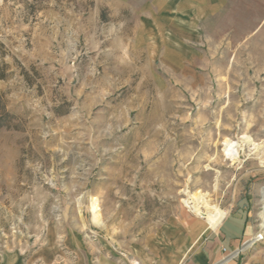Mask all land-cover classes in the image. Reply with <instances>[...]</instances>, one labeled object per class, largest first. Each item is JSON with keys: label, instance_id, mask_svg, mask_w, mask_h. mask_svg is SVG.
I'll list each match as a JSON object with an SVG mask.
<instances>
[{"label": "rangeland", "instance_id": "obj_1", "mask_svg": "<svg viewBox=\"0 0 264 264\" xmlns=\"http://www.w3.org/2000/svg\"><path fill=\"white\" fill-rule=\"evenodd\" d=\"M3 64L0 264H181L192 196L264 230V0H0Z\"/></svg>", "mask_w": 264, "mask_h": 264}, {"label": "crops", "instance_id": "obj_2", "mask_svg": "<svg viewBox=\"0 0 264 264\" xmlns=\"http://www.w3.org/2000/svg\"><path fill=\"white\" fill-rule=\"evenodd\" d=\"M210 230L200 246L181 264H264V230L255 224L247 211L226 214L219 225ZM259 232L263 233L262 241L252 247L245 246ZM237 251V255H232Z\"/></svg>", "mask_w": 264, "mask_h": 264}, {"label": "bare ground", "instance_id": "obj_3", "mask_svg": "<svg viewBox=\"0 0 264 264\" xmlns=\"http://www.w3.org/2000/svg\"><path fill=\"white\" fill-rule=\"evenodd\" d=\"M225 149L230 154L231 159L234 161L237 158L236 149H234L229 140L224 142ZM237 146V144H235ZM261 197L264 205V188L261 191ZM188 199V198H187ZM191 200H185L186 207L190 209V212L199 216L201 218H205L206 224L209 229L216 228L219 223L224 219L226 216V212L222 211L218 208L217 205H212L208 202L205 195L200 197H191ZM184 204V205H185ZM93 221L99 223V215L96 213L97 206L93 203L91 206ZM259 218L261 220V226L264 227V211L259 214ZM134 264V263H133Z\"/></svg>", "mask_w": 264, "mask_h": 264}, {"label": "trees", "instance_id": "obj_4", "mask_svg": "<svg viewBox=\"0 0 264 264\" xmlns=\"http://www.w3.org/2000/svg\"><path fill=\"white\" fill-rule=\"evenodd\" d=\"M7 67L6 64H3L0 68V80H5ZM10 119H12V116L6 111L0 100V128H11Z\"/></svg>", "mask_w": 264, "mask_h": 264}, {"label": "built area", "instance_id": "obj_5", "mask_svg": "<svg viewBox=\"0 0 264 264\" xmlns=\"http://www.w3.org/2000/svg\"><path fill=\"white\" fill-rule=\"evenodd\" d=\"M262 239H263V233L262 232H259L254 237H252L251 239H249L246 242L245 246H251L252 247V246L256 245L257 243L261 242ZM222 250H223V252H226V249L223 248ZM237 253H238V251L235 252V253H233L232 255L235 256V255H237Z\"/></svg>", "mask_w": 264, "mask_h": 264}]
</instances>
